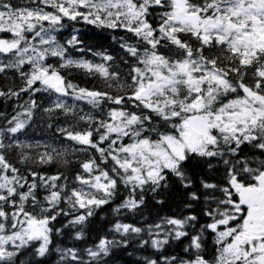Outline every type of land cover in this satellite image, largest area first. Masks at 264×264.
I'll return each instance as SVG.
<instances>
[{
    "label": "snow or ice",
    "instance_id": "snow-or-ice-1",
    "mask_svg": "<svg viewBox=\"0 0 264 264\" xmlns=\"http://www.w3.org/2000/svg\"><path fill=\"white\" fill-rule=\"evenodd\" d=\"M65 20L131 34L120 37L126 71L106 51L93 53L100 63L72 58L69 48L86 50L75 34L57 39ZM0 34H9L0 75L21 81L0 97L23 101L10 117L0 112V264H17L26 249L40 258L54 250L57 264H107L134 241L160 254L143 264H264V0H0ZM73 69L112 91L72 82ZM38 110L70 117L56 132L72 144L20 139ZM76 153L86 159L69 182L59 168ZM170 184L185 196L174 215L143 226L118 219L112 238L83 249L54 246L64 229L84 241L89 218L121 185L117 215ZM172 244L181 254H165Z\"/></svg>",
    "mask_w": 264,
    "mask_h": 264
},
{
    "label": "trees",
    "instance_id": "trees-1",
    "mask_svg": "<svg viewBox=\"0 0 264 264\" xmlns=\"http://www.w3.org/2000/svg\"><path fill=\"white\" fill-rule=\"evenodd\" d=\"M13 3L26 6L28 0H13ZM64 23L65 27L61 29V31L54 33L57 39L61 43H65L75 34L83 42L80 47L86 50L85 52H80L76 49L69 48V53L72 58H84L100 63L102 62L100 57L94 56L93 53L106 51L108 54L115 57L114 63L120 64L121 68L126 71V66L121 62V57L125 54L120 48V37L130 38L131 34L125 33L123 30L100 29L93 25L85 24L83 21L76 23L74 21L65 20ZM8 36L9 34H0V38H7ZM88 49L91 51H87ZM66 75L69 80L81 86L89 88L96 87L97 89L112 91L111 89H105L104 81L99 77L95 79L86 78L83 72L75 69H73L70 74L66 73ZM20 83L19 77L13 73H9L7 77L0 75V90H7L9 88L18 89ZM37 98L41 108L48 106L52 100V97H49L46 93L37 94ZM24 99H27V95L24 96ZM22 102L23 101H17L15 98L5 99L4 97H0V112L10 117L14 114L16 105ZM69 103H72V101L69 100ZM82 106L85 107V111L90 110L88 106ZM41 117H43V119H41ZM70 121V117H65L60 113H55L51 120H49L44 113L38 110L34 124L26 130V136L21 135L20 139L50 142L57 147L62 145L68 146L72 144V142L65 140L62 135L56 132V128L67 126ZM5 123L6 121L0 118V126H4ZM48 123L52 124L51 128L47 126ZM85 126L86 125L83 124L80 125V127ZM5 142H7V140ZM67 158L71 163L66 166H61L59 170L63 172L68 177V181L71 182L76 173L82 171L79 165L81 161L86 159V155L76 153L74 156L69 155ZM8 159L16 164L15 153H9ZM17 166L21 167L19 164H17ZM190 168L195 174H201L204 171L196 162H193ZM47 171L48 174H56L57 166H47ZM127 194V190L121 185L116 198L109 204L102 205L95 210V215L89 218L85 226L86 237L84 241H75L68 235V229H64L65 234L62 237L54 236V246L68 247L75 245L81 249L92 246L102 237L107 236L108 238H112V236L115 235L110 229L116 220L119 219L124 223H134L137 226H143L156 221L159 216L174 215L178 211H181L185 199L184 190L176 184H170L167 189H160L156 194L146 192L145 204L135 213L122 210L119 215L115 214L114 209L121 203ZM157 200H163L164 203L162 205L157 204ZM59 219L66 222L68 217H61ZM57 227H62V224H57ZM164 252L167 255L181 254V248L176 244H172L171 246H166ZM157 255L160 254L155 253V251L149 247L140 248L138 242L134 241L129 244L127 248L114 249L111 255L105 259L107 264H143L144 257L151 256L152 258H156ZM20 260H24L26 264H57L58 256L53 250L51 255L40 258L35 255L32 249H26L22 251L18 257L17 264H20Z\"/></svg>",
    "mask_w": 264,
    "mask_h": 264
}]
</instances>
